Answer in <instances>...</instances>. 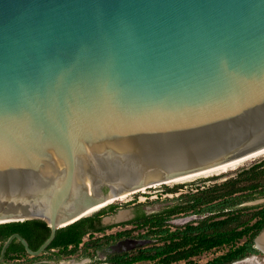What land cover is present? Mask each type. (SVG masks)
<instances>
[{
    "label": "water",
    "instance_id": "water-1",
    "mask_svg": "<svg viewBox=\"0 0 264 264\" xmlns=\"http://www.w3.org/2000/svg\"><path fill=\"white\" fill-rule=\"evenodd\" d=\"M263 157L264 0H0V225L51 229L0 263Z\"/></svg>",
    "mask_w": 264,
    "mask_h": 264
},
{
    "label": "trees",
    "instance_id": "trees-1",
    "mask_svg": "<svg viewBox=\"0 0 264 264\" xmlns=\"http://www.w3.org/2000/svg\"><path fill=\"white\" fill-rule=\"evenodd\" d=\"M218 179L214 177L208 180ZM196 181L206 182L204 179ZM184 186L185 183H180L172 192H178ZM187 196L186 203L170 208L165 214L170 217L172 214L191 211L198 216L199 221L171 229L172 226L165 225L162 214L137 217V220H144L152 234L163 243L139 250L116 263L158 261L160 264H199L193 259L224 247H229L226 253L204 264H234L257 255L255 240L264 230V206L245 204L264 196V160L239 169L236 177L201 187ZM116 209V205L112 204L93 216L59 229L49 250L78 246L87 234L104 231L107 227L102 225V217ZM14 234L23 236L31 249L36 251L49 238L51 229L47 223L38 220L0 225V242L7 241ZM24 251V246L16 240L7 255Z\"/></svg>",
    "mask_w": 264,
    "mask_h": 264
},
{
    "label": "rangeland",
    "instance_id": "rangeland-1",
    "mask_svg": "<svg viewBox=\"0 0 264 264\" xmlns=\"http://www.w3.org/2000/svg\"><path fill=\"white\" fill-rule=\"evenodd\" d=\"M260 160H264V157L256 160V162ZM254 163L255 161L239 169L249 167ZM238 170L221 175L219 176V179L215 181L185 184L182 189L177 190L178 192H172L176 189L177 185H175L168 187H154L132 194L117 203V209L114 212H109L103 216V224L108 228L102 233L86 237L83 242L84 245H78L63 250H55L38 257L29 254H22L20 256L19 254L18 256L17 254L11 255L3 262V264H101L109 262V260L115 256L132 253L154 245H160L163 242L152 234L150 227L145 225L144 220L135 221L134 219L136 217L142 215L152 217L154 215L162 214L165 220V225L170 228L172 226L171 229H174L175 227H184L186 224L199 221L198 216L191 211L172 214L170 217H168L165 212L172 207L179 206L181 203H186L188 201L187 195L197 192V189L201 187H208L216 183H222L229 178L236 177ZM179 198L181 199L178 200ZM245 205L264 206V196L257 197L254 201ZM122 211L127 212V216L123 220H118L119 213ZM124 231L130 232L128 236L123 237L120 235ZM263 233L264 230L260 235ZM228 250L229 247L213 250L212 252L205 253L193 260L199 264H204L214 257L226 253ZM257 251L258 253L256 256L234 264H264V249L260 248V250L257 249ZM105 255L108 257V260H105ZM138 264L160 263L158 261H144Z\"/></svg>",
    "mask_w": 264,
    "mask_h": 264
},
{
    "label": "flooded vegetation",
    "instance_id": "flooded-vegetation-1",
    "mask_svg": "<svg viewBox=\"0 0 264 264\" xmlns=\"http://www.w3.org/2000/svg\"><path fill=\"white\" fill-rule=\"evenodd\" d=\"M121 213V212H120ZM119 213V214H120ZM135 221H137V217L134 219ZM130 222H132V221H130ZM102 225L104 226V224H103V217H102ZM124 224H127V223H124ZM108 228V227H107ZM103 231H101V232H91V233H89V234H87L86 236H84V238H83V240H82V242L79 244V245H84V240H85V238L86 237H88V236H91V235H93V234H99V233H102ZM130 232H127V231H124L123 233H121L120 235L121 236H123V237H126V236H128V234H129ZM0 244H2V245H0V258H1V251H2V247H3V244H4V242H0ZM29 246H30V244H29ZM73 247H76V246H70V247H68V248H73ZM31 248V247H30ZM68 248H53V249H50L49 250V248L47 249V251L45 252V253H48V252H53V251H55V250H63V249H68ZM33 250V249H32ZM142 250V249H141ZM139 251V250H138ZM138 251H135V252H132V253H127V254H123V255H119V256H115V257H113V258H111L110 260H109V262H105V263H101V264H117L116 262L119 260V259H121V258H123V257H125V256H129V255H132V254H134V253H136V252H138ZM8 253V252H7ZM45 253H43V254H45ZM24 255V254H29L27 251H26V249H25V251L23 252V253H21V254H19V256L20 255ZM11 255H16V254H10L9 256L6 254V256H5V258L3 259V261L0 263V264H3V262L8 258V257H10ZM30 255V254H29ZM17 256H18V254H17ZM38 257V256H37ZM105 260H108V257L105 255ZM19 261V260H18ZM140 262H144V261H140ZM140 262H136V263H133V264H138V263H140Z\"/></svg>",
    "mask_w": 264,
    "mask_h": 264
},
{
    "label": "bare ground",
    "instance_id": "bare-ground-1",
    "mask_svg": "<svg viewBox=\"0 0 264 264\" xmlns=\"http://www.w3.org/2000/svg\"><path fill=\"white\" fill-rule=\"evenodd\" d=\"M250 164V163H249ZM246 166V165H244ZM242 166V167H244ZM241 168V167H240ZM239 168L235 169V170H238ZM233 170V171H235ZM232 172V171H231ZM229 173V172H228ZM127 216V212L125 211H122L119 216H118V220H123L124 218H126ZM257 247L260 249V248H263L264 249V233L258 238L257 240ZM262 250V249H261Z\"/></svg>",
    "mask_w": 264,
    "mask_h": 264
}]
</instances>
